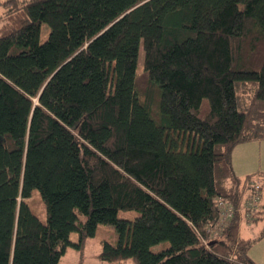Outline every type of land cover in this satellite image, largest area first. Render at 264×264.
Masks as SVG:
<instances>
[{
	"label": "trees",
	"instance_id": "1",
	"mask_svg": "<svg viewBox=\"0 0 264 264\" xmlns=\"http://www.w3.org/2000/svg\"><path fill=\"white\" fill-rule=\"evenodd\" d=\"M0 6V264H60L99 224L104 262L255 264L240 213L259 177L262 218L264 173L230 154L264 141V0Z\"/></svg>",
	"mask_w": 264,
	"mask_h": 264
},
{
	"label": "rangeland",
	"instance_id": "2",
	"mask_svg": "<svg viewBox=\"0 0 264 264\" xmlns=\"http://www.w3.org/2000/svg\"><path fill=\"white\" fill-rule=\"evenodd\" d=\"M2 12H3V9L0 8V16L3 14ZM1 24H2V20L0 19V27H1ZM49 32H50V29L48 25L43 24L42 32H41V42L46 41V39L49 36ZM143 58H144V53L141 47L140 59H139L140 60L139 73H142V70H143L142 68ZM240 145H245L247 149L245 153L243 149L241 148H240L241 150H234L236 147H240ZM258 145H260V142L250 141V142H246L245 144L244 143L239 144L234 147V149L232 150L230 154L231 170H232L233 177H241L240 171H244L242 173L247 172L245 171V168H248L250 170H256L259 168V166L264 167V147L262 146L260 148ZM241 147H244V146H241ZM236 149H239V148H236ZM234 166L236 170H234ZM255 179L257 180L256 183L258 185L263 183L262 180L259 179V177H256ZM241 180L244 182L245 178L244 179L241 178ZM35 194H37V196L41 198L38 192H35ZM139 214H140L139 212L134 211V210L133 211L120 210L118 212V217L121 219L134 220V218L139 216ZM240 216L242 220L243 218L246 219V211L242 210V213H240ZM81 220L84 221L85 217L81 216ZM245 232L246 230L243 227L242 234L244 236L250 237V241L252 242L250 248L255 249V251L258 250L261 245L259 243H261L262 240L264 241V220L260 221L258 225H254L253 228L249 229V235H246ZM70 239L72 242L77 243L79 240V236L76 232H73L70 236ZM118 240H119V236L113 225L99 224L97 227L95 236L87 238L83 246L80 249H77L73 246L69 247L65 255L62 257L60 264H113V263L102 261L99 256L102 252L104 242H108L112 245H116L118 243ZM168 246H169V243L165 242V243H161L159 245L154 246L152 250L157 252ZM248 255H249V252H248ZM115 264H136V263L134 262V260H127V261L115 263Z\"/></svg>",
	"mask_w": 264,
	"mask_h": 264
},
{
	"label": "built area",
	"instance_id": "3",
	"mask_svg": "<svg viewBox=\"0 0 264 264\" xmlns=\"http://www.w3.org/2000/svg\"><path fill=\"white\" fill-rule=\"evenodd\" d=\"M254 183H255L254 194L249 198H247L243 206L244 211H246V216L248 218L254 216V214L259 209L258 207L260 203H262V198H263L262 194H260L259 191V185L256 182ZM219 205L221 209V215L219 221L217 222L215 230L220 232L224 227L228 225L230 220L233 218L234 213H233V207L228 201L220 199Z\"/></svg>",
	"mask_w": 264,
	"mask_h": 264
},
{
	"label": "crops",
	"instance_id": "4",
	"mask_svg": "<svg viewBox=\"0 0 264 264\" xmlns=\"http://www.w3.org/2000/svg\"><path fill=\"white\" fill-rule=\"evenodd\" d=\"M2 1H4V0H0V2H2ZM0 8H2L1 6H0ZM3 9V8H2ZM3 12H4V9H3ZM2 12V13H3ZM2 16V15H1ZM258 142H260V145H258L260 148L263 146L264 147V145H262V144H264V141H258ZM245 144V143H244ZM241 146H244V147H241ZM236 148H239V149H236ZM234 150H241V149H243V151H244V153L246 152V147H245V145H240V147H236ZM241 148V149H240ZM234 152V151H233ZM234 165V164H233ZM234 170H236V168H235V166H234ZM233 170V171H234ZM248 170H249V172H248ZM245 171H247V172H245V173H242V172H244V171H240L241 172V177H236V178H239V179H244V178H246L247 176H249V175H251V174H255V173H264V167L263 166H259V168L258 169H256V170H250V169H248V168H245ZM260 171V172H259ZM235 174V173H234ZM264 220V214H262V218L258 221V222H248L246 219H244L243 218V220H241V225H240V236H241V238H243V239H250V237H248V236H244L242 233H243V227H244V229L246 230V235H249V229H251V228H253V226L254 225H258V223L260 222V221H263ZM259 244H261L260 245V247H259V249L258 250H256L255 251V249H249V257H250V259L255 263V264H264V241L262 240L261 241V243H259Z\"/></svg>",
	"mask_w": 264,
	"mask_h": 264
}]
</instances>
